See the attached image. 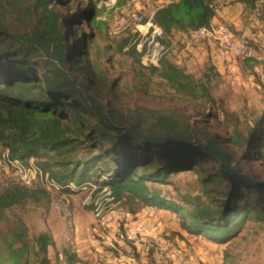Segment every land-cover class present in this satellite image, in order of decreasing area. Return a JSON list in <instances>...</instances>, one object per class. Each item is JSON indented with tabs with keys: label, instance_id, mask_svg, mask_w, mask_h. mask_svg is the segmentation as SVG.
Segmentation results:
<instances>
[{
	"label": "rangeland",
	"instance_id": "1",
	"mask_svg": "<svg viewBox=\"0 0 264 264\" xmlns=\"http://www.w3.org/2000/svg\"><path fill=\"white\" fill-rule=\"evenodd\" d=\"M166 1L69 0L60 6L52 1L48 8L62 16L60 32L66 33L67 46L83 50L92 69L106 79L108 87L99 91L105 108L114 106L128 122H139L144 132L154 130L161 135L171 119H180L221 143L226 141L234 160L241 162H232L230 167L242 169L250 186L256 185L254 189L264 196V33L258 42L251 40L254 56L245 59L228 54L216 41L192 40L189 30L175 28L163 35L168 51L154 71L141 62L136 44L144 25H156L153 14ZM42 8L43 2L37 0L19 1L0 30L15 38L33 33ZM259 22L264 24V14ZM7 47V41L0 45ZM164 64L188 76L186 91L160 75ZM88 144L66 155L50 153L22 161L25 167L40 169L41 174L35 176L28 171H0V192L16 186L30 194L0 209V264H42L44 258L47 264H264V199L219 239L198 232L193 218L184 217L204 214L203 210L215 215L222 200H227L231 175L219 171V161L147 180L148 199H142L127 189L114 191L103 184L104 177L88 176L90 172L81 183L56 178L66 172L59 162L69 161L66 168L70 169L90 151L99 152ZM117 153L122 155V150ZM98 166L116 165L106 160ZM157 169L148 165L136 171ZM208 176L211 179L205 182ZM238 192L243 191L239 188ZM159 200L173 208L159 207ZM144 218L153 224L152 233L128 239L127 228ZM41 235L49 240L45 253Z\"/></svg>",
	"mask_w": 264,
	"mask_h": 264
},
{
	"label": "trees",
	"instance_id": "2",
	"mask_svg": "<svg viewBox=\"0 0 264 264\" xmlns=\"http://www.w3.org/2000/svg\"><path fill=\"white\" fill-rule=\"evenodd\" d=\"M19 1L0 0V29L4 25L2 21ZM52 1L59 6L69 2L37 0L38 4L43 2V8L33 33L15 38L0 30V45L5 41L8 43L7 50L0 48L1 149H7L13 159L26 161L50 153L66 155L87 142L89 147L99 152L93 154L90 151L84 159L73 162L70 169L66 168L69 161L59 162L66 172L55 175L56 178L64 183H81L86 181V174L90 172L88 176L104 177L103 184L114 191L127 189L142 199H148L149 192L144 184L147 180H161L202 162L219 161V171L231 175L227 184L230 190L227 200H222L223 204L215 215L203 210L201 215L184 216L193 218L198 232L211 234L216 239L228 233L237 220L261 204L264 196L254 189L257 186H250L251 181L242 169L230 167L232 162H241L234 160L226 141L221 143L216 136L180 119H171V125L161 135L154 130L144 132L139 130V122H128L114 106L109 104L105 108L99 101V91L108 87L107 81L92 69L83 50L67 46L66 33L60 32L62 16L48 8ZM215 1L175 0L157 8L152 18L162 30L160 41L166 45L163 35L175 28L187 31L210 26L215 14ZM237 1L254 10L257 0ZM259 12L264 14V5ZM90 15L91 12L86 17ZM16 43L18 47L14 48ZM11 48L14 51H8ZM151 66L154 71L158 70L155 65ZM160 75L183 91L190 86L185 80L188 76L172 64H164ZM199 87L207 92L203 84ZM255 134L256 130L248 137V143L252 142ZM119 148L122 155L117 153ZM106 160L116 166L100 168L98 163ZM148 165L158 169L150 173L136 171L137 167ZM209 177L204 181H210ZM239 188L243 192H238ZM29 195L25 188H5L0 192V209L10 207ZM157 203L159 207L173 208L165 200ZM40 238L44 239L42 251L45 253L49 240L45 235ZM42 264H47L45 258Z\"/></svg>",
	"mask_w": 264,
	"mask_h": 264
},
{
	"label": "built area",
	"instance_id": "3",
	"mask_svg": "<svg viewBox=\"0 0 264 264\" xmlns=\"http://www.w3.org/2000/svg\"><path fill=\"white\" fill-rule=\"evenodd\" d=\"M263 5L264 0H257L255 11L260 10ZM144 27L146 29L143 32L140 30V38L136 44V49L141 54V62L144 65H157L162 56L168 51V46L160 41L162 30L158 26L147 23ZM149 27H151V30H149ZM187 34L192 40L208 39L216 41L224 51L235 57L250 58L254 56V50L246 39V36L235 34L225 24L202 26L189 30ZM10 169L20 173L28 171L34 176L41 174L40 169L35 165L25 167L21 160L11 158L7 149H0V171ZM47 183L53 185L52 180H49ZM153 229L154 226L150 219L144 218L134 226L132 225L127 228L126 237L133 240L137 235H149Z\"/></svg>",
	"mask_w": 264,
	"mask_h": 264
},
{
	"label": "crops",
	"instance_id": "4",
	"mask_svg": "<svg viewBox=\"0 0 264 264\" xmlns=\"http://www.w3.org/2000/svg\"><path fill=\"white\" fill-rule=\"evenodd\" d=\"M168 0L164 2L167 4ZM170 2V1H169ZM251 11L249 17H245L247 11ZM261 10V9H260ZM251 10L245 4L237 0H216L215 14L210 20V26L225 24L231 27V30L238 35H245L246 38L258 42L260 34L264 33V24L259 22L263 14L259 11ZM249 20V21H247ZM260 40V39H259ZM253 48V47H252Z\"/></svg>",
	"mask_w": 264,
	"mask_h": 264
}]
</instances>
